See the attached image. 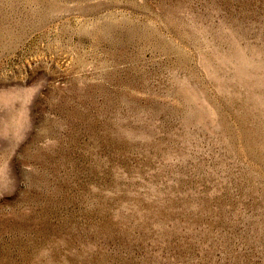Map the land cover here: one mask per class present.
Segmentation results:
<instances>
[{
	"label": "rangeland",
	"instance_id": "374dc122",
	"mask_svg": "<svg viewBox=\"0 0 264 264\" xmlns=\"http://www.w3.org/2000/svg\"><path fill=\"white\" fill-rule=\"evenodd\" d=\"M0 264H264V0H0Z\"/></svg>",
	"mask_w": 264,
	"mask_h": 264
}]
</instances>
